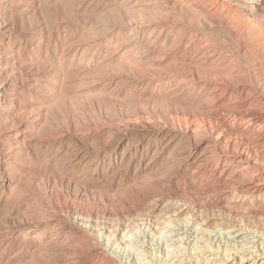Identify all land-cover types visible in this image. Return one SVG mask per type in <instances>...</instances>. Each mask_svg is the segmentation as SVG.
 Returning <instances> with one entry per match:
<instances>
[{"label": "rangeland", "instance_id": "rangeland-1", "mask_svg": "<svg viewBox=\"0 0 264 264\" xmlns=\"http://www.w3.org/2000/svg\"><path fill=\"white\" fill-rule=\"evenodd\" d=\"M214 1L0 0V75L17 63L0 77V264H197L238 234L264 245V205L222 174L237 152L264 171V148L224 128L244 109L214 94L264 100V6L228 21Z\"/></svg>", "mask_w": 264, "mask_h": 264}, {"label": "bare ground", "instance_id": "bare-ground-1", "mask_svg": "<svg viewBox=\"0 0 264 264\" xmlns=\"http://www.w3.org/2000/svg\"><path fill=\"white\" fill-rule=\"evenodd\" d=\"M243 1L252 2L250 5V6H252L251 8L256 9L258 11H259V8H262V6H264V0H237L238 3L236 5H233L232 3H227L224 0H216L214 2L217 3L218 6H216V7L219 9H217V10H213V9L211 10L210 9V10L213 11V13H215V14L221 13V15L224 18H227V20L228 19L232 20L233 17L239 18L238 16H236L237 11L234 9V7L235 6H241L243 4ZM240 2H242V4ZM245 3L246 2H244L243 5L249 4V3H246V4ZM247 7H249V6H247ZM218 10H219V12H218ZM237 10H238V8H237ZM223 12L225 13V15L223 14ZM255 17H257V16H255ZM1 63H4L5 66L2 67V69L4 71H3V73H1L0 77H4L5 75H7L8 71H10V72L14 71V70H10V69H15L14 64H17L16 62H14L13 64H9L5 60L2 61ZM6 86L7 85H5L3 83V81L0 82V100H2L0 103V107L4 110L10 109L12 107L11 104L13 103V96H12L13 91L12 92L10 91L8 93L6 91H4ZM214 94L219 95L218 97L220 98L219 99L220 103L222 101H227V97H228V98H230V100H233L239 108L244 109L243 114H241V115L235 114V116H233L231 118V120H232L231 123H228L225 120H224V122L222 121L224 123V125H223L224 128L228 127L230 130H237L236 126L241 125L243 127V128H241L243 130V132L244 133L248 132V133H251L252 135H254L258 139V143L263 146L262 148H264V100H262L261 98L251 97L247 93V90H245V89H242L240 93H236V92L231 91V89L229 87L219 88L216 91V93H214ZM211 133H212V136L215 137L217 142L226 143L225 144L226 148L232 146L231 139L228 136H226L224 134V132H220L217 128H212ZM230 134H232V133H230ZM254 145H256V144H254ZM250 148H253V147H250ZM255 148H256V146H255ZM254 149L251 151L256 152V149L255 150ZM257 150H259V149L257 148ZM257 152L259 153V151H257ZM207 160H208V162H206V163H209L211 165L213 163L216 166V169L220 166L221 159H216L215 155L209 156V158H207ZM222 162H224L226 164L225 169L223 170V173H222L223 175H227L230 173V174H239V175L247 177L246 180L244 182H242L243 184L238 183L234 186H230L227 188L226 192L228 194H231V195H233V194L237 195V192H239L240 189L243 188L244 193H242V194H245L247 196V198L245 200H243L244 202L246 200H251V201L258 200V201H260L261 205H264V171H263V169L257 168L255 165V162L253 163L250 160V158L248 157V155L244 152H237L231 158H224L222 160ZM256 163H258V161ZM214 165H212V166H214ZM242 230L243 229H241V231ZM232 233L238 234V232L234 228L229 229L227 231V234H232ZM241 236H242L241 234H238L236 236L237 238H240L239 241H237V240L235 241L236 238L235 239H232V238L228 239V240L231 239L232 245L234 244L233 246L231 245V247L223 249L221 252L214 251L213 252L214 255H218V258L217 259L214 258L213 259L214 261L211 260L213 262H210V260L203 259L205 261H202V263H201V261H198L197 264H231V263H233V264H258L261 261L264 262V245L260 242V240H258V239L256 240L255 237L251 238L253 241L248 237L247 238L249 240H247V238L244 235L243 236L245 238H241ZM241 239L243 240V242L241 241ZM236 244H238L239 246L237 247ZM245 245H251V247L245 248ZM249 249H252V251ZM211 253L209 256H211L213 254V253L212 254ZM197 257H199V256H197ZM178 258L179 259L175 262V263L179 262L178 264H183V262L185 260H188L187 258H183V259H181V257H178ZM189 260H190V258H189ZM188 261H186L184 263H188Z\"/></svg>", "mask_w": 264, "mask_h": 264}]
</instances>
